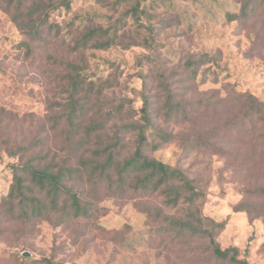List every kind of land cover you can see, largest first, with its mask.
Instances as JSON below:
<instances>
[{"label":"rangeland","instance_id":"374dc122","mask_svg":"<svg viewBox=\"0 0 264 264\" xmlns=\"http://www.w3.org/2000/svg\"><path fill=\"white\" fill-rule=\"evenodd\" d=\"M239 2L142 0L154 27L151 45L145 41L149 30L131 13L117 23L116 35L109 34L111 48L84 51L74 49L75 38L92 28L112 29L121 10L95 0H75L70 11H52L50 0L22 5L0 0V108L10 114L0 126V202L12 183L10 166L19 161L9 150L40 139L43 149L62 159L71 155L67 105L76 66L85 82L76 99L87 108L75 122L101 121L120 108L105 123L104 134L112 137L120 125L139 120L147 93L154 128L175 136L157 151L147 149V156L201 184L203 215L224 224L218 235L223 249L239 248L240 259L248 249L249 264H264V197L251 193L264 187V133L246 116L242 98L249 93L264 101V23L259 16L230 22L228 14L239 12ZM36 4L42 7L34 20L52 11L59 33L45 28L42 37H32L17 27L14 18L28 23ZM193 62L196 71L189 67ZM160 76L188 108L186 115L166 113ZM52 117H60L56 127ZM135 136L124 137L130 153ZM72 160L77 162L76 155ZM242 204L251 213L237 211ZM98 205L90 219L67 223L56 216L26 223L0 209V264H216L205 251L206 239L186 245L160 231L163 223L146 213L163 208L160 199L106 190L98 195Z\"/></svg>","mask_w":264,"mask_h":264},{"label":"trees","instance_id":"16d2710c","mask_svg":"<svg viewBox=\"0 0 264 264\" xmlns=\"http://www.w3.org/2000/svg\"><path fill=\"white\" fill-rule=\"evenodd\" d=\"M12 1H17L19 5L25 2ZM95 1L98 4L110 3L109 8L114 12L121 10L120 15L112 29L92 28L81 33L75 38V50L111 48L109 34L116 29L117 23L124 16L131 13L138 25L149 30L146 43H153L154 27L150 21L151 15L143 8L142 0ZM74 2L75 0H63L57 3L50 0V7L52 11L60 7L70 11ZM41 7V4L31 7L27 14L28 23H25L26 20L22 22L19 18H14L17 27L32 37H42L41 33L45 28L50 33H59L60 27L51 23L52 11L45 17L34 20L33 14ZM254 16H259L264 23V0H241L239 12L228 14V19L230 22L247 21ZM113 35H116L115 31ZM189 67L196 71L197 62L189 64ZM73 68L77 75L72 79L73 86L67 105V121L73 130L72 140L68 142L71 155L62 159L59 153L53 154L50 150L43 149L46 143L40 139L34 140L31 146L9 150L11 155L19 156V161L10 166L13 179L8 194L0 202V209L4 208L5 213L26 223L38 219L49 220L53 216L67 223L90 219L98 213V195L106 190L109 195L114 196L160 199L164 207L147 209L146 213L163 223L160 231L171 235L172 240L181 239L184 240L182 243L189 245L190 239H206L205 251L216 264H249L246 258L248 249L244 252L245 259H240L239 248L221 247L218 235L224 229V224L203 215L200 201L205 193L201 184L191 179L184 170L147 156V149L157 151L175 138L173 134L154 128L149 95H142L137 122L120 125L112 137L105 136L107 118L121 112V109L114 108L101 121L92 120L87 125L76 123L75 121L83 119L87 104L82 105L76 99L78 90H85L83 70L76 66ZM158 83L164 97L166 113L170 117L186 115L188 108L175 99L176 96L165 78L158 77ZM94 85L95 82H91V89ZM242 98L246 116L251 119L252 125L255 124L264 133V101L249 93ZM9 116L4 108H0V126L9 120ZM59 119L60 117L50 119L52 127L59 125ZM151 131L153 132L150 134ZM127 134L136 135V144L131 153L127 150V144L123 143ZM72 155H76L77 162H73ZM251 193L264 197V187ZM242 208L251 213L244 204L237 206L236 210L240 211ZM261 213L264 216V206Z\"/></svg>","mask_w":264,"mask_h":264},{"label":"water","instance_id":"95a60500","mask_svg":"<svg viewBox=\"0 0 264 264\" xmlns=\"http://www.w3.org/2000/svg\"><path fill=\"white\" fill-rule=\"evenodd\" d=\"M23 256L29 258V257H31V254L29 252H24Z\"/></svg>","mask_w":264,"mask_h":264}]
</instances>
